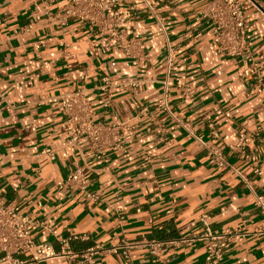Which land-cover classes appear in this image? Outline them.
<instances>
[{"label":"crops","instance_id":"0c3cea01","mask_svg":"<svg viewBox=\"0 0 264 264\" xmlns=\"http://www.w3.org/2000/svg\"><path fill=\"white\" fill-rule=\"evenodd\" d=\"M242 1L248 61L257 70L248 78L238 58L208 46L209 22L198 16L206 0H151L164 31L141 0H120L119 32L143 45L141 59L124 56L125 41L65 16L69 0H0L1 202L29 216L32 243H49L57 252L60 239L75 237L68 255L37 264H123L118 254L79 255L92 245L198 234L201 213L214 233L247 232L224 240L221 259L211 264H264V235L251 234L264 217L244 183L217 168L181 129L169 126L166 141H158L153 128L167 120L150 107L166 77L186 84L192 90L186 97L168 91L173 109L196 136L218 146L254 190L264 191V17ZM252 1L264 11V0ZM168 50L173 63L167 72ZM102 76L111 86L98 88ZM75 88L87 92L94 120L127 125L118 131L119 147L107 148L101 159L82 138L64 143L62 115L46 101ZM143 107L148 111L140 112ZM239 138L241 148L230 149ZM74 166L88 178L95 200L64 183ZM206 245L169 246L164 264H199ZM127 264L161 263L136 247Z\"/></svg>","mask_w":264,"mask_h":264},{"label":"built area","instance_id":"2783aa9c","mask_svg":"<svg viewBox=\"0 0 264 264\" xmlns=\"http://www.w3.org/2000/svg\"><path fill=\"white\" fill-rule=\"evenodd\" d=\"M120 0H69L68 6L64 10V15L76 18L99 34L108 38L123 40V54L127 58L141 59L143 57V45L135 40H124L119 32V27L123 22L122 16L117 8ZM146 10L151 14L156 24L164 31L163 24L151 3V0H141ZM264 17V11L259 9L255 2L247 0ZM198 16L208 20L211 28V38L208 46L212 51L227 57H236L240 60L241 76L248 78L251 71L255 74L256 63L248 61L249 49L246 44L247 23L243 18L242 0H206L204 7ZM173 63L170 50L167 51L165 68L168 72ZM86 75L79 78L84 80ZM101 84L98 86L104 89L111 86L107 77L100 78ZM136 86L135 82L131 83ZM174 91L179 97L188 96L192 90L186 84L171 82L168 77L162 81L161 95L151 104V110L161 112L167 124L158 123L153 132L158 141L165 142V133L168 127L178 128L191 136L204 150L205 155L217 168H227L238 175L252 196V204L256 210L264 217V191H256L233 166L226 160L221 149L213 142L203 140L196 136L179 114L173 109L167 100L168 91ZM48 103H52L55 109L62 115V127L66 135L65 144L75 145L78 139H84L90 152L96 159L103 158L107 148L119 147L118 131L121 127H127L123 122L105 124L93 119V112L88 100V94L82 88L68 90L57 97L48 98ZM107 101H104V106ZM149 108L143 107L140 112H147ZM213 136H216L212 132ZM264 140V139H263ZM242 138L236 143L229 145L230 149L241 148ZM50 152L49 149L44 150ZM264 157V152H263ZM254 172L259 173L258 170ZM88 178L83 174L78 166H74L66 175L64 183L71 189L80 190L84 196L90 200H95L96 196L87 191ZM208 215L201 213L198 221L202 226V231L191 236H179L164 240L147 239L141 237L138 241H120L107 247L92 245L80 253L83 260H88L92 255L118 254L128 263L129 251L136 247H143L150 256L158 262L164 264L165 258L162 253L169 246H178L189 241H205L207 243L205 254L199 264H211L219 261L222 256V242L231 236L244 237L247 232L235 229L223 233H214L208 226ZM29 216L23 213L15 204H3L0 198V264H37L50 259L64 257L69 254L68 242L75 237L60 239L61 249L55 252L49 243H32L29 235ZM54 234L55 232L52 231ZM251 234H263L264 225L252 230ZM27 254L25 258H21Z\"/></svg>","mask_w":264,"mask_h":264}]
</instances>
